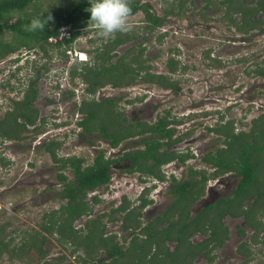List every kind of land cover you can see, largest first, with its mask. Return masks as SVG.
I'll return each instance as SVG.
<instances>
[{
	"label": "trees",
	"instance_id": "16d2710c",
	"mask_svg": "<svg viewBox=\"0 0 264 264\" xmlns=\"http://www.w3.org/2000/svg\"><path fill=\"white\" fill-rule=\"evenodd\" d=\"M38 1L0 0V58L19 52L22 48L29 51L37 49L47 57H51L50 53L56 50L61 58H68V50L75 48L83 30L95 27L89 20L90 13L87 11L91 0H53L55 3L42 13L37 11ZM163 1L167 6H165L164 14L161 15L153 9L150 2L129 0V6L132 9L130 17L142 12L143 26L139 29H133L130 26V31L117 32L106 40L99 34L96 37H90L94 49L87 52L92 53L93 59L82 62V66H78L77 63L71 65L70 79L84 83L86 92L90 94L96 93L99 88L109 84L115 87L133 85L139 82V78L140 82L157 84L162 88L179 92L181 81L174 75L180 72L183 74L190 68L189 64L176 57L177 52H180L179 48L170 49V57L166 60L167 72H157L153 69L150 58L146 56L147 46L144 45L143 40L139 41L137 46L132 45L119 54V50L128 42L139 39L144 34H154L170 15L186 16L189 9L188 3L192 0ZM202 1L204 7L198 14L208 21L210 17L207 16L206 11L211 9L215 0ZM220 2L226 8L224 19H227L237 32L247 34L256 29L264 30V0H220ZM31 10H34L33 13H30ZM236 15L240 17L237 18ZM48 16L52 19L45 23L43 29L36 31L28 29L32 19L40 18L46 21ZM63 26L70 27L68 30L70 36L65 34L62 40L56 43L51 42L50 37H58L62 32L66 33L65 30H61ZM7 33L10 34L9 39L6 38ZM166 36L167 33L160 34L158 41L163 43ZM101 40L102 43H100ZM205 58L212 66H225L221 56L213 55L212 48L205 51ZM20 60L21 57L18 56L14 61ZM42 67H36L33 77L23 90L22 97L13 98L10 106L0 116V137L3 141L26 140L30 134H40L47 128L48 118L40 116L35 105L40 93L39 80ZM246 72L264 78V58L254 63L252 68L246 69ZM11 88L14 89L13 86ZM78 109L83 114V118L79 121L83 132H100L110 141L112 147H117L122 141L138 133L144 134L146 131H151L160 138H169L168 145L181 138L173 139L172 137L175 130L168 126L180 121L171 119L169 111L161 115L154 124L148 122L129 124L125 122L126 118L118 109L115 100L109 97L97 100L87 99L84 96ZM219 113V120L209 129L222 136L225 145L218 147L216 152H209L204 161L217 168L213 176L226 172H233L240 176L236 189L227 198L221 199L216 205H211L200 216L191 218L188 207L204 193L203 181L208 179V176L203 171V181H187L186 186L174 178L171 192L175 199L162 216L143 226L140 211H130L125 215L124 222L127 229L132 228L136 231L143 227L142 229L146 232L144 235H135L125 248L124 245L119 244L116 235H106L105 224L100 215L88 218L81 228H76L74 225L79 218L92 213V206L85 199L86 194L89 190L111 180V167L117 160L107 157L105 151L101 150L91 163L85 164L83 157L61 155L60 150L64 140L51 139L42 145L53 161L58 164L60 169L58 178L62 183L59 195L66 201L59 208L46 211L43 214L41 228L35 233L26 232L21 241H16L14 237L9 240L0 237V259L6 254L11 258H21L22 255L28 256L32 251H36L37 256L43 260L40 264H62L61 261L47 258L49 252L45 248V243L50 235H56L57 240L62 244H72L74 253L84 251V256L82 253L78 255L77 262L69 261L64 264H179L183 262L192 264L194 257L202 250L204 244L193 243L190 236L195 230L200 229L212 233L208 241L214 245L207 252L209 261H212L215 258V255L211 254L213 248L222 246L228 234V229L221 220V216L227 213L233 216L244 215L246 223L254 230L251 242L264 246V237H262L264 220L260 219L264 209V113L253 117L248 129H238L234 117H227L224 112ZM144 142V147L129 150L125 155L132 159L133 171L139 170L164 179L160 169L163 164L178 156L182 160L188 156L178 155L175 151H163L162 146L166 145V142L153 137L146 138ZM1 162L4 165L10 164V160L5 156L1 157ZM66 169L73 171V178L70 179L64 172ZM254 198L255 200L246 208L244 202L252 201ZM94 200L98 202V197ZM142 201L141 208L144 209L148 204L147 191L143 194ZM218 213L220 214L217 217ZM166 222L169 225L162 227V224ZM173 230L178 232L177 236L182 246L171 251L165 239L168 236L167 232ZM100 251L111 254V261L106 263L100 259L98 257ZM238 252L246 255L244 263L254 258L253 248L247 241L240 244Z\"/></svg>",
	"mask_w": 264,
	"mask_h": 264
},
{
	"label": "rangeland",
	"instance_id": "374dc122",
	"mask_svg": "<svg viewBox=\"0 0 264 264\" xmlns=\"http://www.w3.org/2000/svg\"><path fill=\"white\" fill-rule=\"evenodd\" d=\"M143 2H150L153 9L161 15L164 14L165 6H167L163 0H143ZM54 3L53 0H39L37 11L42 13ZM188 6L186 16L170 15L164 25L154 34H144L139 39L128 42L119 50L120 54L132 45L137 46L139 41L143 40L144 45L147 46L146 56L151 58L154 70L163 72L167 69L166 60L170 57V49L179 48L180 52H177L176 57L190 66L183 74L180 72L174 75L181 81L180 92L175 93L157 84L143 83L138 85L142 88L137 91L130 94L124 92L121 95L124 99L122 103L125 104L126 109H130L131 105L128 106L125 99L147 93L146 96L151 98L141 106L145 110L143 118L153 120L165 108H171L174 114L181 116L188 113H200L194 116L193 120H187L189 122L185 124V127L191 125V129L200 135L201 142L209 144L207 145L209 149L212 145H219V141H216L217 136H212L210 133L208 136L205 135V130L208 131L207 128L218 121L220 117L218 111L227 113L228 117H234L238 129H248L252 118L264 113V78L246 72V69L252 68L254 63L264 58V30L256 29L247 34L237 32L228 20L224 19L226 8L220 0L213 1L211 9L206 11L207 16L210 17L208 21L202 19L198 14L204 7L202 0H192ZM33 11L31 10L30 13ZM236 17L239 18L240 15H236ZM128 23L133 29H139L144 24V14L138 12L129 18ZM163 33H167V36L164 38V42L160 43L158 37ZM97 35L96 27L86 28L74 48L83 51L89 61H92L93 55L87 51L94 49L90 37ZM108 37L104 36L103 38L106 40ZM6 38H10L9 33L6 34ZM208 48L213 49L214 56H221L225 61V66L210 65L209 60L205 58V51ZM50 54L52 56L47 57L37 49L29 51L22 48L19 52L0 58V116L10 106L13 98L22 97L23 90L36 67L44 65L41 68L42 73L44 69L56 68L50 73L44 74L45 76L39 84L40 95L35 102L36 106L40 108L41 114L49 115L51 119L45 131L40 134H30L26 140L21 141H3L0 137V237L7 240L14 237L16 241H21L26 232L35 233L41 228L43 214L48 210L59 208L66 201L59 195L62 183L58 178L60 172L58 164L53 161L42 144L53 138L64 140L65 143L60 154L79 155L85 158V164L93 161L97 149L105 148L108 150V155L122 156L125 151L135 147L134 143L129 140L119 148L112 149L106 142L98 139L95 133L92 136H86L85 139L77 136L75 133L78 130L77 115L73 108L74 105L71 103L75 98L68 97L64 101L67 105L61 103L62 105L59 106H47L49 102L46 101V95L54 99H58L60 95L55 81H59L63 77L61 67L64 65L69 69L74 63L82 66V62L78 58H73V61L70 62L67 57L61 58L56 50ZM18 56L21 57V60L15 62L14 60ZM68 81V88L72 89L73 85L77 86L78 95L81 96V89H84L85 85L78 80L72 81L70 77ZM8 85L13 86L14 89ZM115 92L116 89L111 88L107 91L110 95ZM150 100L155 103L157 101V111ZM229 107H231L230 110H228ZM154 110L156 111L155 117ZM204 113L209 114L207 116ZM53 118L59 122H54ZM191 146H195V144L192 143ZM138 147L136 146V148ZM194 148L196 149V147ZM2 156L9 159L10 164L4 165L1 162ZM119 170V168L114 170V175L117 174L114 182L121 188L130 191L127 181L125 179L120 181V177H117L120 175ZM64 172L69 177L73 176V172L69 169ZM231 179L236 184L239 180L234 176H231ZM117 191L115 197H118ZM87 199L90 200L89 196ZM163 201L160 208L169 204L167 194L164 195ZM103 208L101 206L98 209V206H95L94 211L99 213L98 211ZM95 212L92 217H96ZM86 218H79L74 225L78 228L83 227L82 223L87 221ZM237 223L235 221L231 225L233 235L238 229L237 226H234ZM131 235L127 234L129 239ZM252 235V231L247 229L246 237H236L218 247L212 252V255H215L212 263L264 264V246L251 242ZM262 237H264V233ZM203 238L200 235V237L193 238V241ZM241 241L249 242L254 251V258L248 263H244L246 255L239 256L236 253ZM128 245L129 241L124 246ZM45 248L49 252L48 259L61 261L62 264L69 261L77 262L78 255L81 253L84 256V251L74 253V246L69 243L62 244L57 240L56 235L49 236ZM98 255L106 263L112 259V255L107 252L100 251ZM20 257L11 258L6 254L0 259V264H40L43 262L37 256L36 251H32L28 256ZM207 261L205 255L200 254L194 264H204Z\"/></svg>",
	"mask_w": 264,
	"mask_h": 264
},
{
	"label": "flooded vegetation",
	"instance_id": "af4514ba",
	"mask_svg": "<svg viewBox=\"0 0 264 264\" xmlns=\"http://www.w3.org/2000/svg\"><path fill=\"white\" fill-rule=\"evenodd\" d=\"M147 57L150 58L149 56H147ZM68 59L70 62L73 61V58L70 55L68 56ZM88 59H89L88 56H86V60H83L81 62H87ZM149 61L153 65L151 58L149 59ZM152 67L154 69V66H152ZM54 69H56V68H53L52 70H48V69L45 70L44 69L43 73H42V69H41V77H40L39 83L41 82L43 76H45L44 75L45 73L48 74L51 71H53ZM61 70L63 71V77L61 79H59V81H55L56 86H58V88H59V92H60L59 94L60 95H59L58 99H54V98H51L50 96L46 95V101L49 102V103L47 102L48 103L47 106H49V105L50 106H52V105L59 106L62 104H66L64 101L66 99H68V97L69 98H75L74 101H71V103L74 105L73 108H74L76 115H77L76 125H77L78 130L75 132L77 134V136H79L82 139H85L86 136H92L95 133V134H97L98 139L106 142L109 145V147H111L112 149L119 148L125 141H129V140L132 143H134V145H135L134 148H130L127 151H125V153L122 156H114L113 154L108 155L107 154L108 150L105 148H100V149L96 150L94 157L96 156V154L98 152H100L101 150H104L107 157H113L117 161L111 167V170H112L111 180L109 182H107L106 184L99 185L98 187L91 189L87 192L85 199L88 201L87 198L89 196L90 200L88 201V203L92 206V213L90 215H84L81 217V218L87 217L86 218V220H87L88 218L92 217L93 213L95 212L94 211L95 206H98V209L101 206L104 207L102 210L98 211L99 213L95 212V215H100L102 218V221L107 223L105 225L106 235H116L117 241L119 242L120 245H126V243L128 244V241L130 244V241L132 240V238H134L135 235L146 234V232L142 229L143 227L138 228L136 231H134L132 228H129V229L126 228L124 221H125V215L128 212L140 211L141 221H142L143 226H145L148 223H150L151 221H153L154 219H157L160 216H162L163 213H165L168 210V208L171 206L172 202L175 199L173 193L171 192L172 188H173L172 186H173V179L174 178L179 180V183H181L183 186H186L187 181H189V182H195V181L198 182L200 180L203 181L204 180V177L202 175L203 171L208 176V179L203 181L204 193L201 196H199V198L196 199V201H194L193 203H191L188 207L190 210V217L191 218L200 216L201 214L206 212L207 209L211 205H216L221 199L227 198L236 189V187L240 181V176L234 174L233 172H226V173L219 174L217 176H213V173H215L217 168L215 166H213L212 164H209L206 161H204L205 156L209 152H216L218 147H222L225 145L224 138H222V136L218 135L214 130L209 129V127L215 126V124L217 122L215 124L210 125L207 128L208 131L205 130V133H206L205 135L208 136V133H210V134H212V136H217L216 141H219V145L218 144H215L214 146L212 145L208 149L207 145H209V144L201 142L200 135H198V133L194 132L193 129H191L192 128L191 125L189 127H185V124H187V122L193 120L192 118L194 116L200 114V113H188L187 115L181 116V115L174 114L172 112L171 108H165L160 113H158L157 117H155V113L157 111L158 103H157V101L155 103L154 101L150 100L153 103L154 108L156 110V111L154 110V117L155 118L153 120L143 118L145 110H144V107L141 108V106L144 105V103L148 102L149 99L151 98V97L146 96L147 93L140 94V96H134L133 98L125 99V102L127 103V105L128 106L131 105L130 109H126L125 104L122 103V101L124 99L121 95L124 94V92H126V93L129 92V94H130L134 91L141 89L142 87L138 86V85H141V84L147 83V82H140V80H141L140 78L138 79L139 82H137L133 85H129V86H124V87L117 86V87H115V86H112L111 84L106 85L104 87L99 88L98 91L94 94L87 93L86 92V85L84 83H82L85 85V87H84V89H81V96H79L78 95L79 90H77V88H78L77 86L73 85L72 89L68 88L69 69H67L63 65V67H61ZM157 72H159V71H157ZM163 72H167V70L163 71ZM30 78H29V80H30ZM148 84H150V83L148 82ZM108 88L109 89L110 88L116 89V92L112 93L110 95L107 93V91L109 90ZM166 89L174 91L173 89H169V88H166ZM174 92L178 93L176 91H174ZM179 92H180V90H179ZM84 96L87 99L88 98H94L97 100H101L103 98H108V97L114 99L116 104H117L118 109L120 111H122L123 116L126 118L125 122H127L129 124L130 123L139 124V123H144V122L154 124L156 121L159 120V117L161 115H164L169 111V113H170L169 116L171 119L175 118L178 121H180L177 123H171L168 126L169 128H172L175 130L172 137H173V139H178L180 137L181 138L178 139L177 141H175L174 143H172L171 145H168L167 143H169V138H160L157 136V134H154L151 131H146L144 134L138 133L137 135L132 136V137L122 141V143L117 147H112L110 144V141L105 139L100 132L95 131L92 133H84L82 127L79 125V121L83 118V114L78 109V105L79 106L81 105L82 99L84 98ZM76 97H80V98L77 99ZM38 98H39V96L37 97V99ZM37 99L35 102H37ZM36 107L40 113V116H44L41 114L40 108L38 106H36ZM218 112H220V111H218ZM45 116L49 120V123H48V125H49L51 119H50L49 115H45ZM207 116H208V114H207ZM226 116L228 117L227 113H226ZM189 119H191V120H189ZM187 120H189V121H187ZM53 121L56 122L57 119L53 118ZM57 122H59V121H57ZM39 123H40V120H39ZM56 124L58 125V123H55V125ZM141 127L142 126H140V128ZM151 137L159 139L162 142H166V145L162 146L163 151L164 150H166L167 152L175 151L178 153V155H188L185 160L180 159L178 156V157L170 160L169 162H166L165 164H163L160 169H161V172L164 174V179H161L157 176L146 174L145 172H142L139 170L133 171L131 169V166L133 165L132 159L125 156L129 150L135 149L136 146L144 147L145 146L144 140L146 138H151ZM53 139H56V138H53ZM213 139H215V138L213 137ZM49 141H47V142H49ZM192 143L195 144V146H191ZM209 143H210V141H209ZM194 147H196V149ZM76 156H79V155H76ZM79 157H81V156H79ZM115 168H119L121 170V171L120 170L118 171L120 173V175L117 177H120L119 178L120 181L123 179H125V181H127V184H128L127 186L130 187V191L121 188L119 184L117 185L116 182H114L115 177L117 175V174L114 175ZM231 176L239 178L237 184L233 182V180L231 179ZM73 177H74V175L72 177H69V178L71 179ZM110 186H112V187H110ZM115 188H117V189H115ZM134 190H136V191H134ZM116 191L118 192L117 193L118 197H115ZM145 191H147L148 204L143 209V208H141L142 203H143L142 196L145 193ZM165 194H167L169 197V204L164 208L163 207L160 208V206H162L164 203L163 200H164ZM95 197H98V202H95V200H94ZM254 200H255V198L252 201L246 200L244 202L245 207L248 208V206ZM126 205H127V207H126ZM262 211L263 212L260 214V219L263 220L264 219V209ZM219 214L220 213L217 214V217L219 216ZM221 220L224 223V226L227 227V229H228V234H227V237L225 239L224 244L229 242L231 239L236 238V237H240V238L246 237L245 235L247 233V229H250L252 231V234L254 233L253 228H251L248 225V223H246V219H245L244 215H234L233 216V215L227 213V214H224L223 216H221ZM235 221H237L238 223L236 225L234 224V226H237L238 229L236 231V234L233 235L231 225ZM82 225L84 226L85 222H83ZM168 225H169V223L166 222V223L162 224V227H167ZM206 228H210V227H206ZM242 232H244V233H242ZM132 233H133V235H131ZM127 234L131 235L130 239L128 238ZM167 234H168V236L165 240H166V244L168 245L170 250L174 251L178 248H181L182 245H181L180 239L177 236L178 232L173 230V231H168ZM211 234H212L211 231L205 232L204 230L197 229L190 236V239L193 243H195L197 245H201V244L203 245L204 244V247L202 248V250L194 257L192 264H194V262L196 261V259L198 258V256L200 254L205 255L206 259L208 260L204 264H210L213 262V260L209 261V259L207 257L208 250H210V248H212L214 245L212 242L209 243V241H208ZM200 235L203 236L204 238L199 240V241L198 240L193 241V238H197L198 236L200 237ZM241 242L243 243L245 241H241ZM216 249L217 248H213L212 252H214ZM102 252H105V251H102ZM212 252H211V254H212ZM236 253L239 256H243V254L238 252V248L236 250ZM179 264H188V263L183 262V263H179ZM237 264H242V263H237Z\"/></svg>",
	"mask_w": 264,
	"mask_h": 264
},
{
	"label": "clouds",
	"instance_id": "9594fccd",
	"mask_svg": "<svg viewBox=\"0 0 264 264\" xmlns=\"http://www.w3.org/2000/svg\"><path fill=\"white\" fill-rule=\"evenodd\" d=\"M90 13V21L98 30V34L101 37L110 36L117 32L126 33L130 31V25L128 23L132 9L129 6V0H91L90 6L87 8ZM52 17L48 16L46 21L40 18H34L30 22L28 29L30 31H36L37 29H43L45 23L51 20ZM73 51L74 57L79 61L86 60V54L83 51L70 49ZM79 52V53H78ZM89 60H87L88 62ZM76 228H78L75 225Z\"/></svg>",
	"mask_w": 264,
	"mask_h": 264
},
{
	"label": "built area",
	"instance_id": "2783aa9c",
	"mask_svg": "<svg viewBox=\"0 0 264 264\" xmlns=\"http://www.w3.org/2000/svg\"><path fill=\"white\" fill-rule=\"evenodd\" d=\"M70 29V27L69 26H63L62 28H61V30L62 31H66V33H61L58 37H50V41L51 42H53V43H56L58 40H62L63 38H64V36H65V34H67V36H70V32L68 31ZM68 53L72 56V57H74V53H73V51L72 50H68Z\"/></svg>",
	"mask_w": 264,
	"mask_h": 264
},
{
	"label": "water",
	"instance_id": "95a60500",
	"mask_svg": "<svg viewBox=\"0 0 264 264\" xmlns=\"http://www.w3.org/2000/svg\"><path fill=\"white\" fill-rule=\"evenodd\" d=\"M78 227V226H77Z\"/></svg>",
	"mask_w": 264,
	"mask_h": 264
}]
</instances>
